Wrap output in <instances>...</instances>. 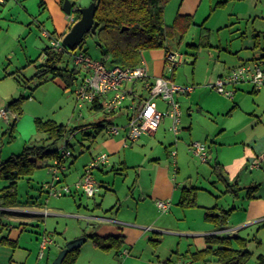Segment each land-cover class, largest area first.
I'll use <instances>...</instances> for the list:
<instances>
[{
    "label": "rangeland",
    "instance_id": "obj_1",
    "mask_svg": "<svg viewBox=\"0 0 264 264\" xmlns=\"http://www.w3.org/2000/svg\"><path fill=\"white\" fill-rule=\"evenodd\" d=\"M38 1L21 0L20 2H16L8 0L5 4H0V101L10 95H14L16 98L21 95L25 97L31 96L23 100L20 114H13L16 117L12 128L10 126L13 121L12 115L7 122L0 119V162L12 154L19 153L25 144L39 143L41 142L39 139L45 138V134L38 132L35 128L34 121L36 118L53 119L58 123L64 124L68 129L67 134L62 140L50 146V148L57 147L58 151L66 148L70 152L71 155L66 157L65 161L67 165L70 162L73 163L68 168L67 173L66 171H62L60 175L64 173L66 177L68 176V181L62 180V184H67L72 188L73 183L70 184L69 181L77 175L84 163H89L92 156L101 151V149L96 148V145L102 138V133H99L95 140L91 139L93 141H90L82 132L75 131L73 133L72 130L79 126V124L84 123V121H89L93 117H101L102 113L100 111L95 113V111L90 110L89 104H85L81 109L77 108L74 90L84 72L80 65H75L71 53L64 54L60 66L76 68L78 70L76 74L77 80L73 85L64 89L62 80L59 77L54 78L52 81L44 82L41 85L37 84L38 81L34 73L36 67L44 61V48L50 45V39L44 37L42 32L44 29L49 32L53 31L49 13L46 9H40ZM74 2L76 6L78 5L77 7H87L92 0H74ZM216 2L217 0H202L196 16L192 20V24L185 26L184 30H178L169 34L164 41V47L140 51V57L147 66L155 63L156 59H163L166 49L183 55L182 63L178 64L171 71L165 68V74L177 84L194 88V92L188 95L187 93L182 94L178 98L181 107L180 111L182 112L180 121L192 123L191 129L181 128L183 127V123L181 122L179 125L180 131L177 135L167 130V127H165L166 131L159 129L160 131L157 136L151 139L153 147L151 149L147 148L143 156L142 152L138 149V143H134L133 145L128 143L127 147H124L123 151L114 160L116 163L115 169L122 167L120 164L124 158L127 161V169L125 171L119 170V175H114V172L108 171L110 170L109 168L105 175H102L98 169L93 171L95 179L106 177V181L109 184L114 183L122 206H130L132 209L136 208L139 219L146 220V226L164 231L162 233L148 232L150 238L161 240V244L154 247L153 242L150 240L141 241L143 246L141 249H138L140 259L134 261L133 264H145L150 259L155 261L156 264H163V259L158 260L154 256L156 250L161 253V257L164 260L171 254L173 259H177V254H180V256L185 255L187 248L192 244V239L183 233H186L185 231L188 229H197L200 227V224L204 223L203 218L199 217L201 212L203 215V211L202 209H198V207L181 209L175 204L178 200L176 198L175 202L171 205V211L161 212L154 204L160 198L147 194L149 196H146V201L141 200V193H145L146 191L154 193L163 192L166 186V177L169 175L170 180L174 184L182 181L181 183L183 184L181 185L200 187V190L197 191L200 194L199 196H204V198L208 199L206 190L209 189L208 187L211 186V183L207 178L206 172L209 173V164L202 162L195 156L190 147V150H188L187 144L195 140L193 136H202V138H199L200 141H206L204 136L208 133L205 131L206 125L210 124L213 120L215 122L216 119L222 120V115L211 116L208 111L213 107L215 108V104L218 103L216 96L225 98L224 95L219 94L211 87L215 82V73L219 65L217 55L219 53L223 54L220 47L225 49V46L232 45V43L237 41L238 38L236 37L239 35L238 29L247 27V29L251 30L252 24H254L253 19H247V16L239 19L241 17L237 13L244 12L247 15L249 11L253 10L264 13V0H228L222 5L215 6ZM167 11L169 15L168 7ZM173 12L174 10L172 14ZM168 15L166 14L167 22L172 20V18L170 20V16ZM171 17L173 16L171 15ZM259 21L257 20L255 25H258ZM203 23L204 26H202ZM203 27L209 28V31L203 29ZM136 41L137 36L133 32H129L118 35L114 43L119 46H127L134 44ZM103 48L104 45L96 35L87 33L82 42L71 52H83L94 61L110 65V59L102 55ZM3 67L6 68L4 72L2 71ZM9 72L15 74L13 76H6ZM140 94L147 95V91L141 89V85L137 83L136 100ZM129 98L127 97L124 103L130 102ZM155 101L157 104L162 102L159 99ZM0 108H5V104L0 106ZM80 113L83 116L82 118L79 115ZM117 119L118 124H125V117L120 116ZM81 141L82 145L79 144ZM178 142H185L186 149ZM66 143L67 145H65ZM171 150L177 152V162L173 158L171 159ZM182 154L188 155L189 159L193 158L194 162L191 160L187 161L185 157L182 161L180 157ZM145 155L146 159H144ZM152 157H159L160 160L156 159L152 161L150 160ZM53 160L54 158L44 160L43 162L40 160L38 167H36L31 175L32 180L30 182L26 176L18 180V201L23 202L27 200L29 193L32 195L40 193L38 202L43 208L44 206L49 207L50 211L61 213L85 212L86 204L92 206L94 198L88 197L80 191L76 192L74 189H72V194L53 196L48 195L46 190L42 188L44 183L51 181L52 174L49 165H51ZM66 164L64 165L66 166ZM197 165L204 166L199 168V175L196 169ZM177 167L179 171H177ZM189 171H191L189 173L191 174V178L188 177ZM156 177H159V179ZM1 184H3L2 180L0 181ZM31 184L33 188L30 186ZM130 188H132V191L134 189L133 197H127L123 193L125 191L129 192ZM99 190V192L95 193V199L98 201L104 199L105 202L109 191L103 187H100ZM220 203L223 204V200ZM79 204H82V206L78 207ZM167 214L169 215L167 216ZM108 215L111 214L108 213ZM44 220L46 226H44ZM80 220L54 215L43 217L39 222V230L23 232L19 241L20 248L16 249V254L19 255L20 261L27 255V264L36 263L40 248L38 249L35 237L40 230L42 233L46 227L47 233H45L47 237L53 239L54 237L52 236H55L58 242H62V236L65 234L71 236L74 233H83L85 229L89 231L90 227L87 226L86 222ZM53 230H56L57 233ZM59 232H61V235L58 234ZM168 232L178 234L172 236ZM251 233L249 239L252 240L246 243V249L251 251V254L245 264H259L256 255L264 253V227L258 231L255 227ZM258 239L263 240L259 242L257 241ZM91 244H93L92 241L87 239L86 242L78 247L80 255L76 264H108L105 261L98 260L93 253L88 251ZM234 246L236 247V244ZM136 248L137 246L133 250L131 257L138 255ZM49 249L50 251H46V255H50L49 264H52L54 261L52 257L56 252L55 245L50 244ZM188 255L187 257H189ZM45 261L46 257L39 260L38 264H44ZM114 264H118V262L116 261ZM193 264L219 263L213 257H210L206 262L194 260Z\"/></svg>",
    "mask_w": 264,
    "mask_h": 264
},
{
    "label": "crops",
    "instance_id": "obj_2",
    "mask_svg": "<svg viewBox=\"0 0 264 264\" xmlns=\"http://www.w3.org/2000/svg\"><path fill=\"white\" fill-rule=\"evenodd\" d=\"M19 0L18 2H20ZM44 4L39 6L40 9H46L49 13V18L52 21L53 31L56 33L57 36H63L68 31V21L67 15L62 10V6L60 4V0H43ZM202 0H169L164 7V22L167 25L174 24L176 18L180 17H188L189 21L186 22V26H190L192 24V20H194L199 4ZM39 3V1H38ZM39 5V4H38ZM172 5V6H171ZM167 7L169 9L170 14L168 15ZM174 10L173 14L172 11ZM170 16L171 21L167 22V17ZM243 19L247 16V19H253L252 29H238L239 35L236 37L238 38L236 42L232 43V45L225 46V49L220 47L223 51L219 53L217 57L219 58V65L218 69L215 73V80L221 74L227 72L233 67H236L243 62L250 61L255 58L264 57V13L260 11H249L246 13H237ZM171 15L173 17H171ZM191 18V19H190ZM259 21L258 25L256 21ZM183 23V22H182ZM182 26V24H180ZM204 26V23L203 25ZM181 27L178 29L180 30ZM209 31V28L203 27ZM177 31V30H176ZM263 40V41H261ZM169 50V49H166ZM165 50V51H166ZM183 61V60H182ZM143 64L144 62L141 61ZM155 63L151 65H145L149 75L151 77L165 75V61L164 58H159L154 61ZM6 68L3 67L2 71L4 72ZM175 69V68H174ZM173 69V70H174ZM15 72V71H13ZM13 72H9L6 76H13ZM171 79V78H170ZM54 78L50 76L45 79V83L48 81H52ZM43 82V83H44ZM42 83V84H43ZM139 83L141 85V89H145L143 82H135L133 84H124L123 88L126 91L132 90L133 94H127L125 99L130 97V102L122 103L120 109L112 114L106 113L102 106L101 100L99 99L93 104H89V109L92 111L102 113L101 117L92 118L89 121H84V123L79 124V126L75 127V131L82 132L85 137H87L90 141H93L97 138L99 133H102V138L97 143L98 149L101 151H106L109 154V162L104 164L98 168V171L105 175L108 171L114 172V175H119V170L125 171L127 169L126 159L124 158L121 161V166L118 169H115L116 163L114 162L115 157L123 151L124 147V125L118 124V117L123 116L125 117V122L127 120V112L129 106L133 108H137L141 99L145 98L147 95L140 94L138 99L136 100L135 92H136V85ZM41 85V84H40ZM62 85L64 83L62 81ZM67 89V88H64ZM194 92V88L187 93L190 94ZM75 94V92H74ZM113 93H109L108 96H111ZM220 94V93H219ZM212 95V94H211ZM182 96H177L178 98ZM186 96V95H185ZM25 97V96H24ZM31 96H27L26 98H30ZM216 96L218 103H216L215 108L209 109L210 115H222V120L216 119L211 121L210 124L206 125L205 131L208 133L205 136L206 141L204 142L207 146V160L209 167V173L206 172L207 178L211 183L206 191L208 193V199L204 198V196H199V192H196V205L193 207H198V209H202L200 213V218H203L204 223L207 224H200L199 228L188 229L183 233L188 238L192 239V244L189 245L187 248L186 254L180 256L177 254V259H173L172 254L168 255L165 260L161 257V253L157 250L154 252V256L157 257L158 260L163 259L162 263L165 264H174L176 262H190L193 264L194 260H202L206 262L207 260L204 259H194L193 254L199 250H203L205 248V236L208 234H220L226 235L231 238H238L244 239L246 241L252 240L249 239L251 232L255 227L257 231L264 227V87L258 90L253 89L251 84L249 83H241L235 87L234 95L232 98H228L226 96ZM14 95H10L9 97L2 99L0 101V106L5 104L7 107V103L11 100ZM94 104H96L99 108H94ZM159 108H164L165 104L161 102L157 104ZM128 110V111H127ZM181 110V107H180ZM220 110V111H218ZM22 111V107H21ZM181 112V111H180ZM208 113V114H209ZM182 112L180 113V116ZM82 118L83 116L80 115ZM42 118V117H41ZM43 119V118H42ZM48 119V118H47ZM53 120V119H52ZM55 121V120H54ZM101 121L102 127L96 130V126L98 122ZM57 122V121H56ZM106 122L115 123L121 126L120 133L117 135H111L107 132L106 129ZM183 123V127L186 129H191L192 123H185V121L181 120ZM170 119L168 117H164L158 128L149 134L142 135L137 141L131 142L130 144L133 145L134 143H138V149L142 152V156L147 148L151 149L153 147V141L151 139L155 138L162 129L164 131L169 130ZM62 124V123H61ZM11 126V125H10ZM163 126V127H161ZM161 127V128H160ZM75 131L73 133H75ZM170 131V130H169ZM39 132V131H38ZM43 133V132H41ZM45 134V133H44ZM46 138V134H45ZM45 138L39 139V141H44ZM195 140L189 142L191 144L194 141H200L199 136H193ZM197 138V139H196ZM84 139V138H83ZM93 139V140H91ZM38 142V140H36ZM58 143V142H57ZM181 146L186 149L185 142H178ZM33 144V143H27ZM82 145V141L79 142ZM189 144L188 150L189 149ZM55 145V144H54ZM67 145V143L65 144ZM55 149L58 150L57 147ZM172 151V150H171ZM186 153V152H185ZM13 155V154H12ZM171 155V153H170ZM11 156V155H10ZM9 156V157H10ZM94 156V155H93ZM92 156V158H93ZM181 160L185 157L187 161H193L194 159L188 158V155L182 154ZM8 158V157H7ZM6 158V159H7ZM91 158V159H92ZM146 155L144 159H146ZM173 157L171 156V159ZM177 158H173L175 162ZM51 159L46 158L44 160ZM159 159V157H152L150 160L155 161ZM42 160L41 162H43ZM66 158L63 159L62 164L64 169L62 171H66L70 167L73 162H70L68 165L66 164ZM160 160V159H159ZM143 161V159H142ZM183 161V160H182ZM66 164V166L64 165ZM87 163L82 165L80 171H78L77 175L69 181V183H74L82 174L84 167ZM204 167L203 165H197L196 169L199 175V168ZM207 167V166H206ZM110 169L107 171V169ZM177 171L179 168L177 167ZM33 173V172H32ZM191 171L188 172V174ZM31 175H27V179L29 182L32 180ZM197 175V176H198ZM191 178V174L188 175ZM22 178V177H21ZM96 178V177H95ZM159 179V177H156ZM61 180L67 182L68 176L63 173L61 175ZM98 182V190L99 188L103 187L107 191H109L108 198L105 200L101 199L100 201L95 199V194L91 196L93 199V205L88 206L86 204L85 212L76 213V212H53L50 211L49 207L44 208L38 202L39 194L32 195L29 193L28 199L21 202L18 201L15 205H2L0 201V240L2 238H7L8 240L12 241V244H4L0 243V264H27L28 257L26 255L25 258L19 259V255L16 254V249L20 248V240L24 231H35L40 229V220L44 217L49 216H58V217H66L68 219H78L80 221H85L87 226L90 227L89 231L86 229L83 233H74V235L67 236L66 234L62 239V242H58L55 238L51 239V242L47 245L44 254L39 256L37 255V260L35 264H38L39 260L44 259L46 257V261L44 264H49L50 255H46V251H50L49 245H55L56 252L53 259L56 258L58 253L65 247L66 243L72 239L78 237H85V241L90 239V235H97L101 238H106L108 236H123V243L119 250L110 249V250H103L97 247L96 245L91 244L88 248L89 252L93 253L94 256L98 258V260L105 261L108 264H114L116 261L118 264H129L136 260L140 259V252L138 249L142 248L141 241L150 240L153 242V246L157 247V245L161 244V240H157L154 238H150L148 235L149 231L153 233H162L164 231L150 228L145 223L146 220H141L138 217L137 209H132L130 206H122L121 202L118 198V192L116 191V187H114V183L109 184L106 181V177H101L100 179H96ZM1 181V180H0ZM3 181V180H2ZM182 182V181H181ZM173 183L170 180V176L167 175L166 177V186L163 192L154 193L152 191H146L145 193H141V200L146 201L147 194L154 195L155 198L160 199H169L171 201V205L175 202L176 198L178 199L175 203L181 209H188L183 208L178 205V201L180 199L181 188L186 185H181L183 183ZM6 184L3 181V184L0 185V189ZM107 184V185H105ZM32 188V184L30 185ZM196 187L197 191H199L200 187ZM190 187V186H186ZM252 187L250 191V195H248V189ZM134 191V189H133ZM132 188H130L129 192H123L127 197H133L134 192ZM142 191V190H141ZM78 192V191H76ZM223 200V204L220 203ZM153 202V200H152ZM155 204V203H154ZM82 204H79L78 207H81ZM191 208V207H189ZM171 206L169 211H171ZM221 210H230L226 223L222 226H216L213 221L206 219V215L210 213L211 215L215 211L216 213H220ZM168 211V212H169ZM110 213L111 215H108ZM169 214H167L168 216ZM174 216V214H172ZM175 217V216H174ZM199 219V218H198ZM148 221V220H147ZM208 225V226H207ZM44 226H46V222L44 220ZM44 232L41 233V230L37 233L35 240L37 242V246L39 249V243L43 236H46V227L44 228ZM57 233L56 230H53ZM46 232V233H45ZM227 232V233H226ZM61 235V232L58 233ZM169 235H176L178 233L168 232ZM255 235V234H254ZM91 240V239H90ZM263 239H258L257 241L262 242ZM92 241V240H91ZM83 242V243H84ZM82 243V244H83ZM81 244V245H82ZM80 245V246H81ZM79 246V247H80ZM136 248L138 255L136 257H131L133 250ZM247 246V245H246ZM78 248V247H77ZM25 249V247H24ZM124 250L128 251V254H123ZM29 251V250H28ZM31 251V250H30ZM71 251V250H70ZM249 251V250H248ZM251 253V251H249ZM50 253V252H49ZM68 253V252H67ZM29 254V253H28ZM187 254H189L187 257ZM80 255V251L78 256L76 257L73 264H76L77 259ZM258 255H264V253H258L256 255V259ZM66 256V255H65ZM64 259V258H63ZM117 259V260H116ZM63 261V260H62ZM53 264V262H52ZM145 264H156L155 261L151 259Z\"/></svg>",
    "mask_w": 264,
    "mask_h": 264
},
{
    "label": "trees",
    "instance_id": "obj_3",
    "mask_svg": "<svg viewBox=\"0 0 264 264\" xmlns=\"http://www.w3.org/2000/svg\"><path fill=\"white\" fill-rule=\"evenodd\" d=\"M72 2V13L79 18L78 8L74 0ZM96 3L94 19L98 22L96 32L93 33L104 45L102 55L109 58L112 65L121 67H133L138 65L142 59L140 51L164 47V41L169 34H172L181 27L184 30L188 17L178 16L172 25L164 22V7L169 0H92ZM228 0H217L215 6L224 4ZM63 0H60L62 6ZM39 6L44 4L39 0ZM183 22V23H182ZM182 24V26H180ZM122 27H125L121 30ZM133 32L137 36V41L132 45L119 46L114 41L118 35ZM53 34H56L52 31ZM91 32H88L90 34ZM44 61L36 67L34 76L38 85L42 84L47 77L61 79L64 88H68L77 80L76 68L60 66L65 53H71L66 47L60 52L52 50L49 46L44 48ZM26 99L24 96L12 98L8 101L7 109L19 115L21 104ZM94 108H99L96 104ZM15 118L11 123L14 125ZM109 124L110 122H106ZM35 128L39 132L46 134L44 141L33 144H25L23 149L0 162V180L6 184L0 189V201L2 205L10 206L18 202L17 183L21 177L32 174L38 167L39 161L46 158L59 157V151L50 148L67 134L68 129L64 124L52 119L36 118ZM106 124V125H107ZM105 125V126H106ZM96 130L100 127L98 122ZM75 131V128L72 132ZM253 189H248V195ZM196 187H182L178 205L189 208L196 205ZM230 210L215 211L211 215L208 213L206 219L213 221L216 226L226 223ZM94 245L103 250L116 249L117 251L123 243V236H108L101 238L97 235H90ZM0 243L12 244L7 238H2ZM247 241L244 239L231 238L226 235L208 234L205 236V248L193 254L194 259L208 260L213 257L219 264H245L249 259L250 252L246 249ZM236 244V247L234 246ZM79 248L68 251L61 264H73L78 256ZM259 264H264V255H258Z\"/></svg>",
    "mask_w": 264,
    "mask_h": 264
},
{
    "label": "built area",
    "instance_id": "obj_4",
    "mask_svg": "<svg viewBox=\"0 0 264 264\" xmlns=\"http://www.w3.org/2000/svg\"><path fill=\"white\" fill-rule=\"evenodd\" d=\"M8 0H0V4H5ZM18 2L19 0H14ZM78 20L75 13L67 15L68 29ZM43 36L50 39L49 47L56 52L65 49L62 43V36H57L48 30H43ZM75 65H80L84 75L80 78L75 92L76 106L81 109L85 104H93L99 99L103 110L112 114L120 109L127 94H133L132 90L126 91L124 84L143 82L147 91V96L142 98L138 107L127 112V120L124 127V145L137 141L142 135L154 132L164 117L170 119L169 130L177 135L180 131V105L177 96L189 93L193 87L180 85L165 75L151 77L145 67L140 62L133 67H121L118 65H106L103 62L94 61L83 52H71ZM45 57V53H44ZM183 55L176 51L166 50L164 61L168 71L173 70L182 63ZM241 83H249L253 89L258 90L264 87V57L252 59L231 68L227 72L217 77L212 88L218 93L232 98L235 87ZM113 93L108 96L109 93ZM161 100L165 107L159 108L155 100ZM14 112L0 108V119L9 121ZM81 115V113L79 114ZM107 132L111 135L120 133L121 126L115 123L106 125ZM65 147V146H64ZM190 149L202 162L207 160V146L204 142L194 141L190 144ZM68 149L59 151V157L54 158L50 166L52 174L51 181L42 185L48 195L62 196L80 191L84 195L91 197L98 190V182L93 176V171L109 162V154L106 151L98 152L89 163L86 164L81 176L73 183L72 188L67 184H62L60 172L64 169L63 159L70 156ZM171 156L176 157V151H171ZM155 205L161 212H168L171 206L169 199H158ZM227 233V232H226ZM51 239L43 236L39 243V256L44 254ZM123 254H128L124 250ZM174 264H191L190 262H176Z\"/></svg>",
    "mask_w": 264,
    "mask_h": 264
},
{
    "label": "water",
    "instance_id": "obj_5",
    "mask_svg": "<svg viewBox=\"0 0 264 264\" xmlns=\"http://www.w3.org/2000/svg\"><path fill=\"white\" fill-rule=\"evenodd\" d=\"M96 3L92 1L87 7H79L78 20L68 29L62 36V43L68 50H74L84 39L88 32L92 34L96 32L98 22L94 19ZM62 10L66 15L72 11V2L70 0H63ZM125 27H122L123 30ZM7 110V107H5ZM85 241V237H78L68 241L65 247L58 253L53 261V264H61L63 258L68 251L79 247Z\"/></svg>",
    "mask_w": 264,
    "mask_h": 264
}]
</instances>
